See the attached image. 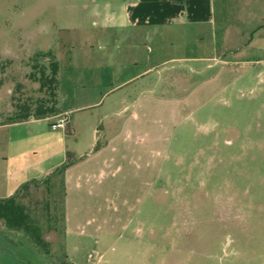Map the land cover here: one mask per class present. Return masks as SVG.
I'll return each mask as SVG.
<instances>
[{"label":"rangeland","instance_id":"1","mask_svg":"<svg viewBox=\"0 0 264 264\" xmlns=\"http://www.w3.org/2000/svg\"><path fill=\"white\" fill-rule=\"evenodd\" d=\"M130 1L0 0V199L32 169L49 172L21 195L44 242L0 220V264H264V0H214L216 24L194 28L178 53L169 35L148 44L116 26ZM53 61L59 108L89 105L73 115L96 129L142 96L189 98L182 123L164 132L168 157L127 229L68 235L62 165L53 166L73 141L53 119L7 124L53 105Z\"/></svg>","mask_w":264,"mask_h":264},{"label":"crops","instance_id":"2","mask_svg":"<svg viewBox=\"0 0 264 264\" xmlns=\"http://www.w3.org/2000/svg\"><path fill=\"white\" fill-rule=\"evenodd\" d=\"M122 9L127 13V19L117 21L116 26L130 28L131 37H135L133 33L137 30L141 42L148 44L161 42L169 35L176 53L178 47L189 44L194 28L216 24L214 0H132ZM148 49L150 52V47ZM157 49L162 50V47ZM174 60L178 61V55ZM156 68L155 65L148 67L133 78L145 76ZM188 101L189 98L168 105L169 101L159 102L142 96L124 111L104 116L108 119L107 124L96 129L99 122L73 115L89 105L61 110L58 100L59 113L54 116L7 124L48 120L62 113L68 114L62 130L65 137L73 141L75 149L67 151L65 158L53 166L57 168L68 162L66 157H75L73 164L63 172L65 231L68 235L98 238L127 229L136 219L169 154L164 132L170 124L177 127L182 123L178 112ZM85 132H91L89 150H84L80 142ZM99 141L102 142L96 150ZM48 174L32 169L23 182L12 185L6 198L13 196L21 184Z\"/></svg>","mask_w":264,"mask_h":264},{"label":"trees","instance_id":"3","mask_svg":"<svg viewBox=\"0 0 264 264\" xmlns=\"http://www.w3.org/2000/svg\"><path fill=\"white\" fill-rule=\"evenodd\" d=\"M51 78L49 79L50 83L53 84L51 97H53V105L45 106L44 103H39L37 105L34 116L36 119H42L54 116L59 113L58 108V94H57V85H58V71L59 64L57 61H53L51 64ZM44 74V73H43ZM32 114H30L29 110H24V113L16 115V117L10 123L27 121L30 119ZM100 148V145L97 144L96 150ZM73 161L66 162L61 166L60 169L57 170V173H63L66 168L71 166ZM52 176V175H50ZM43 180H30L23 184L21 188L11 197L6 199H0V220H3L8 228L12 230H23L31 235L32 239L37 244H42L44 241L41 239L38 234V227L33 223V219L31 218L29 212L26 207L21 202V195L25 189L30 187L31 185L39 186L41 183H44Z\"/></svg>","mask_w":264,"mask_h":264},{"label":"built area","instance_id":"4","mask_svg":"<svg viewBox=\"0 0 264 264\" xmlns=\"http://www.w3.org/2000/svg\"><path fill=\"white\" fill-rule=\"evenodd\" d=\"M51 120L53 119V122L51 123V127L54 130L57 129H64L66 126V123L68 121V114L67 113H62L58 115L55 118H50Z\"/></svg>","mask_w":264,"mask_h":264}]
</instances>
